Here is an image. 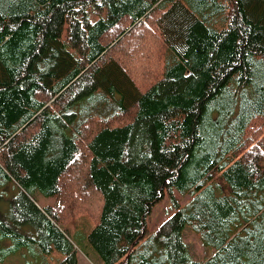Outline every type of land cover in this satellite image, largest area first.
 <instances>
[{
  "label": "trees",
  "instance_id": "1",
  "mask_svg": "<svg viewBox=\"0 0 264 264\" xmlns=\"http://www.w3.org/2000/svg\"><path fill=\"white\" fill-rule=\"evenodd\" d=\"M6 182L0 262L77 264L87 216L94 264H264V0H0Z\"/></svg>",
  "mask_w": 264,
  "mask_h": 264
},
{
  "label": "rangeland",
  "instance_id": "2",
  "mask_svg": "<svg viewBox=\"0 0 264 264\" xmlns=\"http://www.w3.org/2000/svg\"><path fill=\"white\" fill-rule=\"evenodd\" d=\"M1 187L0 220H7L11 225H13V222L9 217L8 203L5 201L6 199L14 197L17 192H13V189L8 182L4 183V185ZM174 195L180 203L184 204L187 202V198L181 197L176 191H174ZM33 197L37 204L41 207H56L57 202L54 197H45L43 194L39 193V191H34ZM173 212L174 208L171 205L169 195L166 193L162 200L153 206L151 213L146 219L148 232L153 233L163 221L171 216ZM63 228L65 229V232L70 240H72L76 245L77 264L97 263L98 257L91 250L86 241L87 235L93 228L92 221L87 216H80L68 223H65ZM184 241L187 244L189 252L194 260L204 261L212 253V250L204 247L200 242L199 237L189 228L184 231ZM12 244V241L9 239H0V256H2V254L5 253V249L9 246H12ZM24 252H26L28 256L30 255L29 251L27 252V250H24ZM59 258H61L59 254L52 253L48 260L49 264H56V261ZM26 261L27 260L19 256L18 253H11L7 255L6 259L3 262H0V264H26Z\"/></svg>",
  "mask_w": 264,
  "mask_h": 264
},
{
  "label": "bare ground",
  "instance_id": "3",
  "mask_svg": "<svg viewBox=\"0 0 264 264\" xmlns=\"http://www.w3.org/2000/svg\"><path fill=\"white\" fill-rule=\"evenodd\" d=\"M249 105V104H248ZM259 167V166H258Z\"/></svg>",
  "mask_w": 264,
  "mask_h": 264
}]
</instances>
